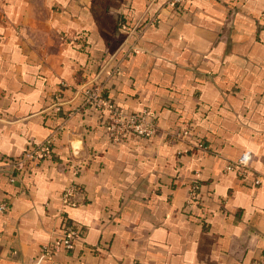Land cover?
Instances as JSON below:
<instances>
[{"label":"crops","instance_id":"crops-1","mask_svg":"<svg viewBox=\"0 0 264 264\" xmlns=\"http://www.w3.org/2000/svg\"><path fill=\"white\" fill-rule=\"evenodd\" d=\"M86 82L126 111L151 109L156 134L112 142L105 114L80 106ZM60 123L51 153L10 181L6 162ZM186 125L187 137L170 134ZM244 151L245 176L223 170ZM256 173L264 0H0V264H257ZM72 179L79 204L62 219ZM65 221L79 231L71 249L42 257Z\"/></svg>","mask_w":264,"mask_h":264},{"label":"built area","instance_id":"built-area-1","mask_svg":"<svg viewBox=\"0 0 264 264\" xmlns=\"http://www.w3.org/2000/svg\"><path fill=\"white\" fill-rule=\"evenodd\" d=\"M164 5L170 8H178L182 3L188 0H161ZM73 39H77L73 37ZM81 107H94L105 114V131L108 138L114 143L125 142L130 137L150 138L158 131V124L155 113L145 107L139 111H126L116 106L111 100H109L104 94L101 85L94 84L92 82H86L81 87ZM60 95L55 94V101L53 106L56 110L61 109L62 101ZM69 115V113H68ZM65 130L64 123L56 124L50 129L49 135L43 140L35 143L32 148L26 150L16 159H12L6 162L14 174H10L9 180L14 181L15 174L25 168L27 163L37 162L47 157L52 150L54 140L57 135ZM172 136L177 138L187 137L190 134V127L179 128L174 132H170ZM198 148L205 149V146L201 143L195 145ZM251 155L248 151L242 152L238 158L234 160H228L224 166V171H236V173L243 177L246 172L250 170L249 162ZM72 174L75 175L78 172V165L72 164ZM254 185L264 186V174L256 173L252 179ZM78 192H80L79 185L76 182L70 180L61 193L59 215L62 219L66 217V210L70 207H76L79 204ZM197 184L192 183L188 187V193L186 198L187 205H191L197 199ZM7 209L5 202L0 203V212ZM79 231L74 226L68 224L66 221L62 224L60 235H58L52 241L43 245L41 250V256L51 259L52 254L57 251H69L73 245L74 239L78 236ZM257 264H264V259L258 261Z\"/></svg>","mask_w":264,"mask_h":264}]
</instances>
